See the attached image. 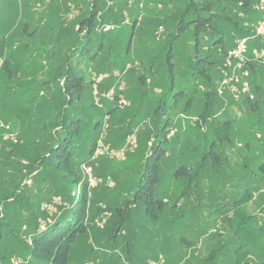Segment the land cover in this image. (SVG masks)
<instances>
[{
	"label": "rangeland",
	"instance_id": "374dc122",
	"mask_svg": "<svg viewBox=\"0 0 264 264\" xmlns=\"http://www.w3.org/2000/svg\"><path fill=\"white\" fill-rule=\"evenodd\" d=\"M98 1L99 6L105 4L100 9L99 15L106 10L111 13L105 18L103 25L97 28L98 32L92 36L93 40L102 39L104 47L97 58L95 57L97 44L92 42L89 55L82 56L76 51L70 60L75 71H81L87 84L91 81L95 82L90 99L94 101L96 110L105 124V130L97 142L102 143L104 148L96 159L92 157L93 177L95 176L100 182L113 180L111 183L113 186H106L110 191V196L107 198L110 206L114 207L118 203L126 204L132 198L134 191L132 188L128 189L129 181L125 188H118V178L115 181L112 175L121 174L119 179L126 178L127 170L130 168L126 163L128 154L124 159L112 155L125 147L130 136L126 143L122 144L120 139L123 132L114 128L136 126L134 133L139 138L141 149L143 146L147 147L148 138H151L149 144L155 139L158 142L163 140L161 135H157L158 130L153 133L150 130L154 124L167 116L175 125V130L168 131L167 138L176 134L177 136L173 139V144L169 146V154L172 153V156L170 155L165 161V167L162 169L164 179L162 187L173 190V192L169 193V203L165 205L162 212H157L156 217L148 215L145 208L135 209L138 205L128 210V227L122 231L129 233L128 241L117 243L116 247L107 245L106 249H102L96 243V239L103 243L105 239L103 230L111 218L110 212L98 213L92 223L93 229L89 233V244L82 245L80 249L87 250L88 246L97 249L102 259L95 261V264H238L240 257L236 251L241 248L244 251L256 250L250 260L254 264H260L259 259L263 257L264 252V174L261 173L259 162L264 158V101L260 104L262 116L258 121L253 116L247 115L243 122H240L242 120L235 122V133L238 132L240 135V132L249 128L255 120L254 135L253 138L244 139L245 142H242V138L238 139L235 134L231 133L232 137L229 141L219 146L220 151L225 147H230L228 149L239 148L240 152L235 154L228 149L223 150L222 164H215L213 157L208 156L206 162L201 163L204 166L197 168L198 163L204 157L202 150L206 147L194 149L196 145L194 141L201 135L189 128V126L196 127L192 111L198 112L203 108L202 97L205 91L213 87L216 90L222 79L218 63L206 65L211 83L204 82L202 74H197L201 70L194 65L195 60L205 58L211 53V59L220 62L221 45L214 46L213 43L222 36L226 44L237 37L238 30L223 19L233 18L234 14L228 10L222 11L223 20L217 18L208 22L211 27L210 30H206L199 22H188L196 20L197 17L204 22V19H207L212 12L202 9V4L210 3L212 0H191L195 4L194 7L187 5L190 0ZM47 2L48 0H0V43L5 41L7 54L12 53L13 49L18 50L16 59L24 62L22 66L19 64L21 67L18 65L17 70L15 66H12L13 74L10 67L8 70L0 69V134L4 133L2 125L9 126L17 139H20V143L28 146L31 152L36 148L37 143L25 140L24 135L29 127L27 123L29 122L33 129L44 125L43 122H39V119L36 120L37 115L35 114L36 106L44 101L40 92L42 87L38 86L40 80L44 78L41 75L43 70L39 69V63H47V52L54 46L52 42L48 43L51 40L47 39V36L52 37L49 31L52 24L47 25L46 22L53 17V13L50 12L52 5L63 4V0ZM158 2L165 5L163 13L160 12L161 15H158L160 11ZM50 3L54 4L50 6ZM168 5H174L177 13L174 9L168 10ZM62 11L60 17L68 23H75L82 16L80 9L75 6L72 11ZM170 14L173 17H170ZM50 22L52 23L51 20ZM162 22L163 24H160ZM179 22L184 29L179 31L181 36L176 39L175 37L179 34L177 30ZM159 25L163 26L164 32L158 39L156 31ZM196 25H200L197 40L194 36ZM108 26L114 28L105 31L104 28ZM211 30L213 33L210 32ZM22 33L33 34V38L24 35L21 37ZM196 41L199 43V49L194 45ZM255 42L250 41L249 46L253 47ZM26 44L27 50L25 49ZM55 51L58 57L64 54L63 47L59 43L56 44ZM169 55L171 63L175 66L168 70ZM1 64L0 62V68ZM138 76L144 77L145 82L138 81ZM101 77H105V83L115 81L109 91L105 90L101 93L100 88L97 87L103 81ZM170 83L174 85L172 92H168ZM116 90L118 94L122 93V99H119L117 104L114 103ZM181 90L185 94L177 100L180 97H177V93ZM189 98H194L192 109L191 106L186 107ZM197 99L199 100L196 102ZM223 99L229 101V105H222L224 107L219 111L216 106L214 110L216 115H219L223 109H228L227 111L232 114L230 107L244 105L243 100L236 101L229 93H226ZM122 100H125L127 104H121ZM245 106L247 110L244 113L258 114L257 111H251L247 105ZM115 107L117 109L112 115L116 123L112 124L113 118L104 116L107 115L109 109ZM17 110L19 117L16 114ZM26 111L30 113L27 116L24 114L26 116L24 119L21 112ZM222 114L225 115L224 112ZM253 127L249 134H252ZM202 129L204 132L207 130L206 127ZM115 131L116 136L113 134ZM258 133L262 134L263 138L257 139ZM177 139H182L178 145L175 144ZM39 141L43 144L41 138ZM247 142L255 149L260 147L259 151H252L255 158H253L251 168L255 172L250 167L244 166L245 170H240L236 165L244 162L242 157L245 152L242 148L244 144L247 145ZM240 144L243 146L240 147ZM106 147L109 149L106 150ZM22 159L24 163H27L26 158ZM133 159L130 163H137ZM17 161L19 159L15 154L7 157L0 154V165L11 175H13ZM182 167L185 168L181 170ZM193 167L195 170L192 173L190 169ZM22 170L25 175L28 174V169ZM135 171L129 174L130 176L128 175L129 178L136 179L137 171ZM199 171L200 174L197 177ZM253 173L258 175L257 185L251 181L252 179H247ZM80 174L84 179L83 169ZM35 175H38V172ZM28 176L21 187L32 185L31 176ZM41 177L35 180L39 181ZM47 183L45 180L44 185H48ZM30 187L34 192L36 191L34 185ZM67 188L73 187L68 185ZM186 188L188 192L184 193ZM47 199L48 202L52 199L59 201L57 205L49 208L46 202L42 204L43 210L45 209L50 216L61 214L60 206L64 210L68 208L66 203L60 204V198L53 196ZM177 203L178 206L175 207ZM105 205L103 204L100 208H105ZM120 240H126V237L120 235ZM84 255L83 263L86 259ZM12 260L10 264H23V259L19 254L14 253ZM80 262L77 261L76 264Z\"/></svg>",
	"mask_w": 264,
	"mask_h": 264
},
{
	"label": "trees",
	"instance_id": "16d2710c",
	"mask_svg": "<svg viewBox=\"0 0 264 264\" xmlns=\"http://www.w3.org/2000/svg\"><path fill=\"white\" fill-rule=\"evenodd\" d=\"M49 2L50 0H48L47 3ZM98 2V0H63V4H55L50 8V12L53 13V17H50L52 23L48 20L46 24H52L49 30L52 37L47 36V39H50L51 41H48V43L52 42L54 46L51 47L52 50L47 52V63H39V69L43 70L41 75H43L44 78L40 80L38 86L42 87L40 92L44 101L38 104L35 109V112L37 111L35 113L37 115L36 120L39 119V122H43L44 125L41 128L34 127L33 129L28 122L27 124L29 127L24 135L26 141L37 143L35 146L36 148L31 152L28 146H24L20 143L19 139L17 144L9 141L3 142L0 150L2 156L7 157L8 155L11 156L15 154L19 159L12 173L13 175L6 172L7 170L4 171L3 167L0 165V264H10L11 261H13L12 255L14 253L20 255L23 259V264H76L77 261H81L79 264H95V261L102 259V257H99L100 255L97 249L88 246V251H82L80 247L84 244H89V233L90 230L93 229L92 223L98 213H111V218L108 220L103 230L105 236L103 243L96 239V243L101 246L102 249H106L107 245L116 247L120 242L125 243V241H128L129 233L126 231L123 233L122 231L128 227L127 212L131 208H134V205H138L135 206V209L140 207L145 208L148 215L156 217L158 216L157 212H162L165 205L169 203L168 196L173 190L162 187L164 182L162 178V169L165 167V161H167L172 154H169V146L173 144V139L177 134L171 138H167L168 131L175 130V125L171 123L170 118L167 116H164L162 120L154 124V127L150 130L152 133L158 130L159 132L157 135H161L163 140L158 142V140L155 139L154 142L149 144L151 138H148L147 147L143 146L140 149L139 138L137 136L136 148L126 153V155L128 154L126 163L127 166L130 167L127 170V174L129 175L136 170V179L133 180L129 178L130 175H127L128 177L126 176L124 179H119L121 174L119 175L117 173V176L112 175L115 181L118 178V188H125L129 181L128 189L132 188L134 191L132 198L129 199L126 204L118 203L114 207L110 206L107 199L110 196V191L108 187L106 188L107 181H101L100 187L99 183L97 186L98 188L91 189L88 187L89 184L87 180H83L80 174L84 165L93 167L94 161L92 157L97 150V142L105 130V124L100 118V113L96 110L97 107L94 101L90 99V94L93 91L95 82L91 81L87 84L81 71H75L70 60L72 54L76 51L82 56L89 55L92 42L97 44L96 50L99 51V53L96 51L95 54L97 58L101 49L104 47L102 39L93 40L92 36L98 32L97 28L103 25L107 15H111V13L106 10L99 15L100 9L103 8L105 4L104 6H99ZM244 3L246 7L241 9L244 12L243 18L239 17L237 14L238 3L236 0H212L210 3L202 4V9H207L212 12L207 19H204V22H201V18L197 17L196 20L188 23L199 22L206 30H210L211 25H209L208 22L220 18L221 20H227L228 24H231L235 30H238L237 37L248 35L251 29L244 26L245 22L248 20L257 22L258 17L252 16L254 15L251 12L252 1L246 0ZM51 4L54 3H50V6ZM151 4L155 3L151 2ZM187 5L190 7L195 6L191 0ZM74 6L80 9L82 16L75 23L69 22V24L60 17L61 11H72ZM159 6L161 9L160 12H162L165 7L164 3L158 2V7ZM168 8L174 9L175 12L177 10L174 5H170ZM224 10L231 11L234 14V19L231 17L223 18L222 11ZM229 16H231L230 13ZM183 20L184 19H182V21ZM98 21L100 22L99 25ZM160 24H163V22ZM133 26L135 27V25ZM199 26L200 25H196L194 30L196 40L199 34ZM160 27L163 26L159 25L158 29ZM182 29H184V27H182L180 23L177 29L179 34L175 37L176 39L180 38L181 35L179 31ZM25 32L27 31L25 30ZM109 32L111 33V31ZM109 32L107 34H109ZM210 32L213 33L212 30ZM23 35L28 38H33V34L26 35L22 33L21 37H23ZM223 39L224 36L213 43L214 46L217 44L221 45L220 62L211 59V53L205 58H196L195 60L194 65L201 70L197 74H202L205 80L204 82L207 84L211 83V77L206 65L219 63L220 70L226 55L234 47L233 45L230 48L231 42L226 44ZM57 43L61 44L63 47L64 54L62 57H58L55 51ZM194 45L199 49V43L197 41ZM262 46L263 44L261 41H256L251 49L261 48ZM25 49L27 50V44L25 45ZM17 54L18 50L16 49H13L12 53L7 54L5 50V41H2L0 43V62L2 63L0 69L8 70L10 67L13 74L14 66L17 70L19 64L21 66L24 64L23 61L20 62V60L16 59ZM168 63V70L175 66L171 63L170 55L168 56ZM251 72L250 81L253 86V92L256 95V100L249 101L247 98L240 100H243L244 105H247L249 107L248 109L251 111H259L261 110L260 104L263 100L259 98L260 86L255 82L253 76L263 73L264 68L252 65ZM97 77H99V75ZM101 78H103V81H101L97 87L100 88L101 93L105 92V90L109 91L115 84V81L105 83V77ZM138 81L144 83V77L140 76ZM172 90H174V85L170 83L168 92H172ZM184 94L185 92L183 90L178 92L177 97H180L177 98V100L182 98ZM114 96V103L117 104L118 100L122 99V93L120 92L118 94V90H116ZM198 100L199 99H197L196 102ZM193 102L194 98H189L186 102V107L189 108L191 106L192 109ZM202 102V109H199L198 112L192 111L195 116L194 121H196V127L193 128L189 126L190 129L202 136H198L195 139L194 142L196 145H194V149L200 147H206L205 149H207L202 150L204 157L198 163L197 168H202L204 166V164L202 165L201 163H205L208 156L213 157L215 164H222L221 156L224 155V151H220L219 146L229 141L232 137L231 133H233V135L235 133L234 120L229 116L230 112L227 111L228 109H223L219 115H216L214 112L216 106L218 107L217 111H219L224 107L222 105H229V101L224 100L223 97L218 95L217 89L215 90L213 87L209 91L206 90L202 97ZM115 109H117V107L109 109L107 115L104 116L105 118H113L112 124L114 122L116 123V119L112 115ZM185 110L189 111L187 109ZM223 112L225 115L222 114ZM21 113L23 116L22 118L26 119V116L29 115L30 112L26 111ZM16 114L19 117L18 110ZM222 115L223 117H220ZM37 121L36 123L38 124ZM119 121L122 122L121 120ZM203 127L207 128L205 132L202 129ZM116 128L123 132L120 140H122V144H124L127 138L134 134L136 126L132 128L121 126L115 127L114 129ZM113 134L116 136V131ZM39 138L42 139L43 144H41ZM181 141L182 139H177L175 144L178 145ZM247 145H250V143L247 142ZM22 158L27 159V163L25 162L26 164ZM131 159L137 163H130ZM184 168L185 167H182L181 170ZM261 168L264 172V163L261 164ZM22 169H28V174L25 175ZM194 170L195 167L191 168L190 172L193 173ZM37 172L38 175H35ZM178 174L179 173H177V175ZM199 174L200 171L197 177ZM28 175L31 176V184L36 187L35 192L33 188L30 187L32 185H25L24 188L21 187L26 178L29 177ZM39 176L42 177L39 181H36L35 179ZM45 180L48 182V185H44ZM132 180L133 183H131ZM120 182L122 183L120 184ZM68 185H72L73 188L68 189ZM47 187L48 189H46ZM187 192L186 188L184 193ZM53 196L60 198V204L66 203L68 208L64 210V208L60 206L61 214L50 216L45 209V211L43 210L42 204L45 202L49 204L50 201L48 202L47 197ZM103 204L106 205L105 208L102 209L100 206L102 207ZM177 206L178 203L175 207ZM120 235L125 236L126 240H120ZM12 249L14 250L11 251ZM255 251L256 250L244 251L241 248L238 249L236 251L240 257L238 264H254L250 259L255 254ZM83 255L86 257V259L84 258V263L82 261ZM263 258L264 252L263 257L260 259L258 258L260 264H264Z\"/></svg>",
	"mask_w": 264,
	"mask_h": 264
},
{
	"label": "built area",
	"instance_id": "2783aa9c",
	"mask_svg": "<svg viewBox=\"0 0 264 264\" xmlns=\"http://www.w3.org/2000/svg\"><path fill=\"white\" fill-rule=\"evenodd\" d=\"M238 5V16L244 17V12L241 10L245 8L246 0H236ZM252 8L251 12L258 15V21L248 20L245 22L244 26L251 29L250 34L236 37L234 47L226 55L222 66L220 68V73L222 79L218 84L217 93L220 97H224L226 93H229L232 98L236 101L240 99L247 98L249 101H255L256 95L253 92V86L251 84V67L252 65L261 66L264 68V0H251ZM114 27L108 26L104 30L108 31ZM164 32V28L160 27L157 31V37L160 38L161 34ZM250 41H261L263 46L261 48L251 49L249 46ZM121 104H127L125 100L121 101ZM4 133L0 134V150L2 144L5 141L17 144L19 139L17 136L12 133L9 126L2 125ZM137 146V134L134 133L128 139L127 144L123 149L118 152H114L112 156L125 158V155L128 151H132ZM102 143L97 144V150L95 152L94 158L96 159L99 152L102 150ZM109 147H106V150ZM84 172V179L87 180L89 187H97L100 183L98 179L93 177V167L89 165H84L82 167ZM111 179H108L106 182L107 186H113L111 184ZM59 203L58 199L51 200L47 205V208L55 206Z\"/></svg>",
	"mask_w": 264,
	"mask_h": 264
},
{
	"label": "crops",
	"instance_id": "0c3cea01",
	"mask_svg": "<svg viewBox=\"0 0 264 264\" xmlns=\"http://www.w3.org/2000/svg\"><path fill=\"white\" fill-rule=\"evenodd\" d=\"M159 8H160V6H159ZM168 9V8H167ZM166 9V10H167ZM159 10H161V9H159ZM168 10H170V8L168 9ZM172 10V9H171ZM170 10V11H171ZM164 11V10H163ZM163 11H162V13H163ZM158 15H161V13H160V11L158 12ZM172 14H170L169 16L170 17H173V16H171ZM252 16H256V17H258V15L256 14H254V15H252ZM236 37V36H235ZM234 43H235V38H234V40L231 42V45H230V48L234 45ZM253 79H255V82L260 86V88H259V98H261L263 101H264V72L263 73H260V74H255L254 76H253ZM241 107H243L242 109H240ZM245 107V108H244ZM229 110H232L233 112H232V114H230L229 113V116L234 120V126L236 127V124H235V122H237V121H239V120H242V121H240V122H243V120L247 117V115H251V116H253L254 118H255V120L257 119V121L260 119V117L262 116L261 114H262V110H259V111H257L258 112V114H250V113H244V111L245 110H247V107L245 106V105H240V106H232ZM255 120H254V122H253V124H251V125H249L250 127L249 128H247V129H245V130H242V132H240V135L238 134V132H237V134L239 135H237L236 133H234L235 135H236V137L239 139V137L240 138H242V142H245L244 141V139H251V138H253V135H254V127H253V125H254V123H255ZM253 127V132H252V134H249V133H251V131H250V129ZM259 128H262L261 126H259ZM234 132H236V128L234 129ZM256 138L257 139H260V138H263V135L262 134H257V136H256ZM240 147H242L243 145H239ZM263 147H264V145H263ZM262 147V148H263ZM228 148H230V147H225L223 150L225 151L226 149H228ZM259 148L260 147H257L256 149H255V147H253V146H251V145H245L244 144V146H243V148H242V150H243V152H245L244 153V157H242V159H244V162L243 163H241V162H239L238 164H236L238 167H239V169L241 170V169H243V166L244 167H250L251 168V163L253 162V158H255V156H254V152H252V151H259ZM228 150H230V151H233V152H235V154H238L239 152H240V150H239V148H231V149H228ZM264 150V149H263ZM260 160V159H259ZM259 160H257V162L259 161ZM260 164H263L264 163V158H262L260 161ZM261 166V165H260ZM262 169V168H261ZM245 169H243V171H244ZM251 170H253L252 168H251ZM254 171V170H253ZM255 172V171H254ZM261 173H263L264 174V172L261 170ZM252 179L251 181H254V183L257 185L258 184V175L256 174V173H253V175L251 174L250 176H248L247 177V179ZM254 179V180H253Z\"/></svg>",
	"mask_w": 264,
	"mask_h": 264
}]
</instances>
